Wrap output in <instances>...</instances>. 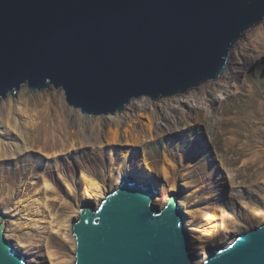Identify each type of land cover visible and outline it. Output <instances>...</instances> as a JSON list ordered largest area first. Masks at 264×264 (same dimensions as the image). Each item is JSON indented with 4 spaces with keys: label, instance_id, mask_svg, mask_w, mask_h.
<instances>
[{
    "label": "water",
    "instance_id": "1",
    "mask_svg": "<svg viewBox=\"0 0 264 264\" xmlns=\"http://www.w3.org/2000/svg\"><path fill=\"white\" fill-rule=\"evenodd\" d=\"M264 0H0V96L20 84L63 91L87 114L218 78ZM128 176L72 222V264H193L174 196ZM0 264H28L3 236ZM201 264H264V222L211 247Z\"/></svg>",
    "mask_w": 264,
    "mask_h": 264
},
{
    "label": "rangeland",
    "instance_id": "2",
    "mask_svg": "<svg viewBox=\"0 0 264 264\" xmlns=\"http://www.w3.org/2000/svg\"><path fill=\"white\" fill-rule=\"evenodd\" d=\"M243 37L234 47L227 65L229 68L241 56L240 76L228 87L222 79L219 87L212 84L219 79L208 80L158 100L146 96L131 98L111 114H87L69 106L62 89L52 84L30 91L24 83L1 95L0 117L6 115V105H13L15 125L21 134L34 140L31 146L23 148L18 139L14 143L22 149L13 157L0 160V186L23 182L31 189L35 186L31 181L39 182L45 174L57 193L50 195L54 196L49 200L50 212L58 214L61 210L81 208V174L97 180L103 192L117 185L125 175L138 176L141 182L147 183V171L138 163L146 159L154 171V179L161 180L158 185L152 184L156 191L151 194V203L161 208L173 195L185 228L186 209L195 212L194 224L202 229L209 224L207 213L218 208L219 218L214 221L223 226L211 247L227 244L237 233L263 223L264 22ZM23 92L27 94L25 100ZM184 98L190 101L180 106L177 100ZM139 100L143 110L141 115H136L133 105ZM26 103L30 114L21 111ZM32 117L35 124L31 128L26 121L32 122ZM115 117L117 125L112 123ZM150 120L152 126L147 133L145 124ZM109 131L116 132L114 140L110 139ZM71 141L75 142L74 151L68 148ZM6 142L9 145L11 140ZM162 168L166 170L164 175ZM170 184L176 192L169 190ZM66 185L72 191L70 195ZM0 192L4 194L5 188ZM177 198L185 205L179 208ZM63 201L69 205L60 207ZM0 214L3 215V204H0ZM235 221L244 222L246 227L233 226ZM227 228L231 231L223 232ZM235 229L237 233L233 232ZM186 231L189 234L187 228ZM68 234L74 238L73 232ZM49 237L48 245L53 251L67 248L58 243L53 233ZM190 247V251H195ZM208 249L193 264H201ZM25 251L31 253L32 249L27 247L20 252L27 255ZM74 251L73 246L70 255ZM55 252H44L46 259L54 258ZM36 264L40 263L36 261Z\"/></svg>",
    "mask_w": 264,
    "mask_h": 264
},
{
    "label": "bare ground",
    "instance_id": "3",
    "mask_svg": "<svg viewBox=\"0 0 264 264\" xmlns=\"http://www.w3.org/2000/svg\"><path fill=\"white\" fill-rule=\"evenodd\" d=\"M240 54H242V52H240ZM227 61L229 62V59H227ZM242 61V57L240 56L237 62L226 69L224 74L219 78V81L212 84L219 87L221 86L220 79H222L223 83H225V87L234 85L235 79L240 76V70L242 68L240 64L242 63ZM32 90L34 89H30V91ZM26 96L27 94L24 93V100L26 99ZM189 101L190 100L188 98L177 100L180 106L182 102L187 105ZM142 105V100H139L135 105H133V109L136 110V115H141V110H143ZM5 108L7 111L6 115L4 117H0V160L11 158L14 156V154H16V151L22 149L21 146H17V144H15L18 139L22 141L21 143L23 144V148L31 146V143H33L34 140L31 136L28 137L27 135H23V133L21 134V132L17 128V125H15L17 121L13 119V105H9L8 107L6 105ZM21 111L28 112V114H30L29 105L26 103L25 108L21 109ZM31 119L32 122H30L29 120H27L26 122L28 124V127L32 128L33 123L35 124V121L34 117H32ZM112 123L114 125H117L116 117L112 118ZM151 126V120L149 122H146L145 129L147 130V133H150ZM108 133L111 135L110 139L114 140L116 132L109 131ZM8 139L11 140V143L8 142L9 145H7L6 142V140ZM74 145L75 142L71 141L69 142L68 148L74 151ZM147 161L148 160L146 159H143V161H138L139 167L142 166L148 174L145 180L147 183L145 184H160L161 180L154 179L152 175L154 171L149 166V163H147ZM120 164L125 165L126 163ZM162 172L164 175L166 173V170L162 168ZM80 179L82 182V188L80 191L79 202L82 205H86L88 202H91L95 207V202H99L102 199L101 196H103L104 193L106 194L108 190L111 189V187H109L105 192H103L97 180L95 181L91 177H87L84 174L80 175ZM133 179L141 182L138 176H135V178ZM9 182L13 183L11 181ZM31 182H33V184L35 185L31 189H29L28 185L26 183L24 184L23 182H17L16 184L13 183V185L0 186L1 190L2 188H5V193L0 195V204H3V215L0 214L1 222L3 223L2 234L4 238L8 240L18 251L23 252V250L27 247L32 249L31 253L25 251L27 255H25L24 260L28 264H36V261L40 264H71L73 255H70V251L72 247H75L76 245L73 243L74 238L69 237L68 232H73V229L71 227L72 222L75 219V216H79L80 208L77 206L76 208L78 209L74 211L69 209V211L61 210L58 214L53 212L51 213L50 210L52 209V206L49 203V200L54 199V196H50L51 194H57L54 193L56 189L55 185L47 182L45 174L41 176V180L39 182H36L35 180H32ZM66 190L68 192V195H70L72 191L68 187V185H66ZM169 190H175V192L177 191V189L173 187V184H170ZM176 200L177 203L180 202L179 208L180 206L185 205L182 200L179 201V198H177ZM68 205H66V203L63 201L60 207H66ZM82 205L80 207L84 208V206L82 207ZM217 211L218 208H215V211L207 213L206 218L207 220H209V224L207 223L208 226L202 229L197 228L196 224H194L195 212L192 209H186L185 211L186 215H184V224L186 225V228L189 232V244L193 246V249L195 250L193 251L196 254V257L193 258L195 260H198L200 258V255L204 254L206 252V249L212 246L211 242L213 241V239L219 236L218 230L222 228L223 225L220 226L217 222L214 221L219 218ZM69 224H71V226H69ZM232 224L233 226L239 228L246 227V224L242 221H235ZM224 231H231V229H223V232ZM233 232L237 233L238 231L237 229H235V231ZM50 233H53L54 236L56 235V237L58 238V243L60 245H65L67 248H63L61 251L57 252H55V250L53 251V249H50V246L48 245V241L51 240V238L49 237ZM49 250L50 252H55L53 253V255L56 254L54 258L49 259L51 260V262L46 259V255L44 254V252L46 253V251Z\"/></svg>",
    "mask_w": 264,
    "mask_h": 264
},
{
    "label": "clouds",
    "instance_id": "4",
    "mask_svg": "<svg viewBox=\"0 0 264 264\" xmlns=\"http://www.w3.org/2000/svg\"><path fill=\"white\" fill-rule=\"evenodd\" d=\"M263 22H264V18H263L261 21H259V22L255 23L254 25L250 26L249 28L244 29V30L240 33L239 38L237 39V41H236L235 44L233 45V47H232V49H231V51H230V54H229V56L227 57V59H229V57H230L231 54H232V51H233L234 47H235L236 44L242 39V37L245 35V33H246L247 31H249L251 28H253L254 26H256V25H258V24H260V23H263ZM243 38H244V37H243ZM227 59H226V68H225L224 72H225L226 69H227V65H229V62L227 61ZM224 72H223V73H224ZM223 73H222L218 78H216V79H219V78L223 75ZM216 79H208V80H216ZM208 80H206V81H208ZM204 82H205V81H204ZM196 86H197V85H196ZM192 87H194V86H192ZM192 87H190V88H192ZM187 89L189 90V88H187ZM187 89H185V90H187ZM185 90H180V91H185ZM177 92H179V91H176L174 94H176ZM174 94H172V95H174ZM172 95H170V96H172ZM142 96L149 97V98L152 99V100H158V99L163 98V97H160V98L153 99V98H151L149 95H142ZM142 96H139V97H142ZM164 97H169V96H164ZM135 98H138V97H135ZM71 107H73V106H71ZM73 108H75V107H73ZM75 109H76V108H75ZM77 109H78V108H77ZM107 114H111V113H107ZM149 162H150V161H149Z\"/></svg>",
    "mask_w": 264,
    "mask_h": 264
},
{
    "label": "trees",
    "instance_id": "5",
    "mask_svg": "<svg viewBox=\"0 0 264 264\" xmlns=\"http://www.w3.org/2000/svg\"><path fill=\"white\" fill-rule=\"evenodd\" d=\"M149 161L151 162V160L149 159Z\"/></svg>",
    "mask_w": 264,
    "mask_h": 264
}]
</instances>
